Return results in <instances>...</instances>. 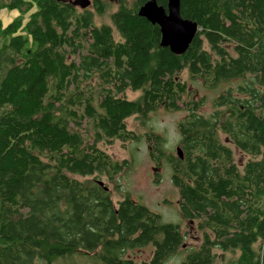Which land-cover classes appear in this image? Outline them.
<instances>
[{
  "label": "trees",
  "instance_id": "1",
  "mask_svg": "<svg viewBox=\"0 0 264 264\" xmlns=\"http://www.w3.org/2000/svg\"><path fill=\"white\" fill-rule=\"evenodd\" d=\"M147 1L118 0L110 24L99 26L64 0L0 1V10L24 14L0 27V264H51L73 253L104 264H166L176 253L180 264H264V0H180L181 17L198 27L180 56L137 15ZM91 4L104 13L102 1ZM183 70L210 87L238 80L237 97L219 95L225 111L207 118L196 113L201 102L179 106L190 97ZM126 90L141 94L128 101ZM157 108L187 112L181 157L165 155L160 136L146 137L152 161L171 168L181 217L196 222V247L185 246L179 225L161 223L128 194L114 203L97 184L127 165L98 142L137 140L124 120ZM228 144L249 159L237 165ZM146 248L148 259L137 261Z\"/></svg>",
  "mask_w": 264,
  "mask_h": 264
},
{
  "label": "rangeland",
  "instance_id": "2",
  "mask_svg": "<svg viewBox=\"0 0 264 264\" xmlns=\"http://www.w3.org/2000/svg\"><path fill=\"white\" fill-rule=\"evenodd\" d=\"M6 3L5 0H0ZM66 2L73 0H64ZM86 8L93 14V21L96 26L100 24H110L109 14L114 12L119 6L118 0H100L105 6L104 13L97 15L92 7V0ZM127 7L135 8L134 0H125ZM76 11H80L79 8ZM21 14L18 11H9L8 9L0 10V27H5L14 18ZM28 15L24 17V23L27 21ZM114 37L116 33L113 32ZM178 79L186 85V91L190 97L184 94L181 101L189 102L190 100L201 102L196 113L202 117H209L215 112H224L225 108L216 106V99L219 95L231 91L232 96L237 97L235 92L238 80H229L219 82L215 87H210L201 79L192 80L186 70L179 73ZM139 91L126 90L122 98L132 101L140 96ZM263 119H264V113ZM187 112L184 108L179 110H167L157 108L155 111L148 113L146 119H139L136 115H132L124 120L127 131L134 133L137 140L120 141L118 139H108L98 142V148L105 152L113 160L122 163L127 162L126 167L119 174L115 175L112 180L105 176H98L111 191L113 202H117L121 195L128 194L135 202L144 205L148 210L159 216L160 222L164 224L179 225L181 231L185 235V246L196 247L201 233L196 231V222H188L184 220L178 209V189L172 183V172L169 164L165 159H161L159 164L152 161L150 157V148L154 147L153 142H149L146 137L147 133H154L162 139L161 149L165 155L174 156L175 150L179 146L181 135L178 130V124L184 120ZM85 128V124H82ZM219 139L226 142V137L218 132ZM85 143H91L90 138H85ZM232 150L234 161L237 165H243L249 156L240 153L233 145L228 144ZM149 249L146 248L137 261L147 260L149 257ZM217 255L219 252H216ZM240 252L238 250L224 254L225 261L236 259ZM183 253H176L166 264H180ZM220 256L218 255V260ZM217 260V261H218ZM38 264H44L39 262ZM51 264H104L96 256L71 254L68 256L56 258Z\"/></svg>",
  "mask_w": 264,
  "mask_h": 264
},
{
  "label": "water",
  "instance_id": "3",
  "mask_svg": "<svg viewBox=\"0 0 264 264\" xmlns=\"http://www.w3.org/2000/svg\"><path fill=\"white\" fill-rule=\"evenodd\" d=\"M68 3L81 9H85L90 5L89 0H73L68 1ZM137 15L158 27L160 34L159 46L167 48L173 55H182L198 32L195 22L181 17L180 0H166L165 7L158 5L155 0H148L139 6ZM175 152L178 157H181L178 147ZM97 184L107 190L103 182L97 181Z\"/></svg>",
  "mask_w": 264,
  "mask_h": 264
}]
</instances>
